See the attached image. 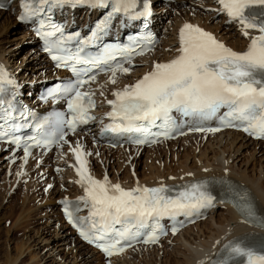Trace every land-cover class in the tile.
Wrapping results in <instances>:
<instances>
[{
    "label": "snow or ice",
    "instance_id": "1",
    "mask_svg": "<svg viewBox=\"0 0 264 264\" xmlns=\"http://www.w3.org/2000/svg\"><path fill=\"white\" fill-rule=\"evenodd\" d=\"M217 2L230 22L241 27L242 35L250 37L247 49L234 51L213 34L185 23L179 31L175 58L154 63L151 70L135 83L112 92L114 99L107 100L111 110L106 113L110 123L100 121L101 136L128 135L134 137L136 144L155 143L160 137L167 139L176 133L184 134L181 130L183 122L191 123L193 130L199 132L216 133L223 128H237L255 138H264V0ZM80 4L110 11L89 36L81 37L78 32L65 36L58 25L51 23L48 13L53 7ZM3 6L0 3V8ZM136 8L137 0H22L19 19L38 24L36 31L44 40L46 50L52 52L55 49L59 53L52 55L57 67L70 69L74 76L53 93L66 101L67 112L56 113L54 130H46L48 120L35 125L37 135L23 143L25 163L34 147L50 149L67 145L68 133H76L79 126L97 119L90 115L97 106L93 98L95 92L91 88L85 89V85L96 81L101 73H110L108 83L115 85L118 73L127 75L132 71L135 56L151 50L154 41L151 36H146L128 46L105 47L98 54L86 51L101 38L116 14L134 18L150 15L147 4L142 12H137ZM253 31L257 34L250 36ZM57 33H60L59 37L53 40ZM5 83L12 81L0 67V92ZM11 109V104L5 109L9 118ZM207 122L217 126L203 127ZM8 123L5 119L4 124ZM20 127L11 124L12 131ZM8 135L0 125V141ZM9 142L21 146L18 137ZM71 150L84 195L74 204L63 201L64 213L80 236L109 258L122 254L127 247L133 246V242L157 243L160 236L166 234L162 224L165 219L176 222L171 228L172 234L176 235L182 226L178 218L201 215L203 209L216 202L207 182L183 185V190L174 193L172 187L162 182L155 187L137 183L135 187L125 189L119 183L112 184L107 176L103 180L95 179L86 159L92 153L87 152L79 141ZM228 191L229 202L244 221L264 228V212L258 210L247 192H241L231 184H228ZM81 205L88 212L83 219L75 215L82 210ZM237 258H245L246 264H264V244L257 251L243 246L240 241L231 242L212 264H235Z\"/></svg>",
    "mask_w": 264,
    "mask_h": 264
},
{
    "label": "bare ground",
    "instance_id": "2",
    "mask_svg": "<svg viewBox=\"0 0 264 264\" xmlns=\"http://www.w3.org/2000/svg\"><path fill=\"white\" fill-rule=\"evenodd\" d=\"M153 1L159 15L157 20L161 18L165 23L163 28L167 35L164 41L153 56L143 58L142 66L133 69L130 75L118 73L115 85L108 83L109 76L101 77L93 87L99 100L114 98L113 91L135 83L151 70L155 60L168 61L176 57L179 31L185 23L211 31L222 43L239 51L249 44L250 39L242 35L240 27L226 26V19L214 18L212 3L197 0ZM173 9L175 16L171 13ZM206 9L210 14L204 12ZM12 19L22 27L21 33L14 31L8 36L4 35L3 39L0 38V64L9 68L27 88L38 87L51 79L52 70L46 64V59L38 54L33 35L17 21V13L0 11V20L8 23ZM250 34L253 35V32ZM27 45L31 49L26 57L30 55V58L20 62L26 60L23 52H19L20 49L12 52V49L16 50L17 46H21V50H24ZM81 137L76 135L70 148L59 150L57 161L47 157V161L55 163V167L60 170V175L55 177L45 167L39 168L33 161L27 164L12 163L10 152L4 148L0 151V212L9 208L13 197L17 196L16 191L20 190L25 201L21 205H14L20 209L25 222L20 229L26 230L28 222L38 221L34 225L29 223L33 226L30 228L32 233L27 234L25 242L16 247L21 256L24 255L25 245L33 253L28 264H100L101 256L74 238V233L62 220L57 205V201L67 195L78 197L84 194L78 183L77 166L71 150ZM83 143L87 152L92 153L86 159L90 174L95 179L103 180L107 176L112 184L119 183L123 188H133L137 183L145 186L161 182L164 185H174L210 176L228 178L248 188L264 211V165L257 168L245 160L247 152L251 151L261 155L264 160V144L254 142L241 133L210 135L207 141L204 138L199 140L198 136H189L148 151L124 150L127 155L125 157L121 150L103 148L89 138H85ZM41 169L46 175L39 176ZM44 176H47L45 181ZM47 185H51L49 191L45 190ZM7 217L5 210L0 213V226ZM9 220L13 221V218ZM11 231L9 228L6 232L10 234ZM257 231L263 232L260 228L244 223L230 204L219 203L206 221L188 228L176 238L166 239L156 247H138L118 258L115 264H200L202 261L209 264L214 259V254L224 249L225 245ZM17 259L12 258L10 264H16Z\"/></svg>",
    "mask_w": 264,
    "mask_h": 264
},
{
    "label": "rangeland",
    "instance_id": "3",
    "mask_svg": "<svg viewBox=\"0 0 264 264\" xmlns=\"http://www.w3.org/2000/svg\"><path fill=\"white\" fill-rule=\"evenodd\" d=\"M13 19L11 21L9 20L8 23L7 22L5 23L2 20H0V31H1L0 38L1 39L4 38V35L8 36V34H11L14 31H17L16 32L17 34H18V32L21 33L20 31H21L22 27L19 26L16 23V21L14 23ZM6 29H8V31ZM5 30H6V32H5ZM16 48H17L16 50L12 49L13 50L12 52H16L18 49H20L19 52L22 51L23 52L22 55H23V57L25 56V59H26V60H20V62L29 60L30 55L28 57H26L27 52L31 49V47L29 45H27L24 50H21V46H17ZM240 158H238V159H240ZM180 159H183V157H180ZM243 159H245V158H243ZM144 160H145V157L143 158V161ZM245 160H248L252 166H254V167L256 166L257 168H259V166L261 164L264 165V162H263L264 160L261 159V155H257L253 151H251L250 153L247 152ZM16 192H17L16 193L17 196L13 197V199H12L13 201L11 202V204H9V208L4 209L6 211L8 217L6 218L5 223L2 226H0V228H1V230H0V255H1L0 259H1V262H0V264L1 263L6 264V262H8L10 264V263H12V258H18L16 260V264H28L30 262V259L32 258V254H33V253L31 254V252H29L27 245L24 246V249H23L24 255L23 256H21V253H18L16 250V247L19 243L25 242V237L27 236V234L32 233V232H30L31 231L30 228L33 226H30L29 223L33 224V225L35 224V222L38 223V221L28 222L26 225L30 226L29 228L27 226L26 230L20 229L22 227V225L25 224V222H23L24 220L22 219V214L20 212V209L15 207L14 205H17V204L21 205L24 198H23V195L20 193V190L19 191L17 190ZM4 210H2V211H4ZM9 218H13V221L9 220ZM8 227L11 228V230H12L10 234H8V232H6L9 229ZM6 238H7V240H6ZM7 243L9 246L7 245ZM73 248L74 247L72 246V249ZM60 264H64V263L61 262ZM100 264H102V263H100Z\"/></svg>",
    "mask_w": 264,
    "mask_h": 264
}]
</instances>
